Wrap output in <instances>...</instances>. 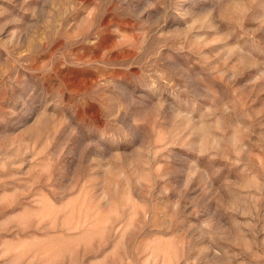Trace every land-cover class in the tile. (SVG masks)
Listing matches in <instances>:
<instances>
[{
  "label": "rangeland",
  "instance_id": "374dc122",
  "mask_svg": "<svg viewBox=\"0 0 264 264\" xmlns=\"http://www.w3.org/2000/svg\"><path fill=\"white\" fill-rule=\"evenodd\" d=\"M0 264H264V0H0Z\"/></svg>",
  "mask_w": 264,
  "mask_h": 264
}]
</instances>
